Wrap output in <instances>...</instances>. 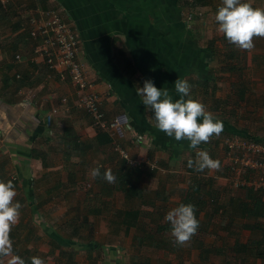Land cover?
Returning <instances> with one entry per match:
<instances>
[{"label":"crops","instance_id":"obj_1","mask_svg":"<svg viewBox=\"0 0 264 264\" xmlns=\"http://www.w3.org/2000/svg\"><path fill=\"white\" fill-rule=\"evenodd\" d=\"M160 1L0 0V179L12 181L17 192L15 200L22 204L19 223L10 235L13 255L17 256L16 250L22 249L18 255L26 264H31L32 257L43 258L46 264H150L148 257L141 254L142 257L130 258L124 255L130 248L138 253L144 247H152L143 241L136 242L134 237L139 229L124 230L119 218L115 230L104 225L98 231L90 227L91 223L85 224L91 213L88 211L73 227L71 221L55 222L60 215L54 210L55 202L82 199L77 194L79 188L83 189L89 180L92 187L98 185L91 176L92 169H100L97 162L102 161L106 171L115 170L123 161L122 150L134 159H149L159 167L158 171L168 173L167 178L183 168L184 174L189 175V184L192 177L189 170L198 178H222L218 170L198 172L195 165L188 167L189 160L197 159V151L206 150L213 159H218L223 172L220 148L223 136L236 135L233 132L247 137L264 136V133L247 134L224 120L227 112L221 105L223 90L238 92L239 85L244 84L236 71L238 64L241 71L248 73L245 90L264 87V38H256L255 48L260 52L247 55L246 64L241 65L239 60L234 62L239 55L237 50L222 52L210 45L197 47L196 40L203 36L205 21L194 22V31L186 25L184 17L189 15L186 9L197 7L206 13L213 10L212 6L204 5L209 0H200L203 3L200 5H193V0H170L172 4L165 0L166 5ZM177 9L179 18L175 17ZM50 10L59 13L78 37V60L93 90L102 97L103 113L115 125L112 137L95 126L88 115L76 110L77 96L68 76L62 79L57 71L48 70L35 53L37 45L29 39L27 18L35 12ZM224 39L223 35L221 41ZM227 66L233 70H224ZM222 75L225 77L220 78ZM179 78L188 80L191 95L201 99L207 111L224 124L218 137L214 135L198 149L190 148L187 140L176 141L159 131L154 119H149L154 113L136 93L145 80H152L158 89H167L174 100L179 99L174 89ZM63 98L65 103L61 102ZM52 108L58 112L47 126ZM102 134L108 135L111 145ZM102 194L103 198L111 195ZM68 216L64 213L66 219ZM122 230L136 231L128 249L109 244L111 232ZM209 255H202V262ZM11 259L0 257L5 264H10Z\"/></svg>","mask_w":264,"mask_h":264},{"label":"rangeland","instance_id":"obj_2","mask_svg":"<svg viewBox=\"0 0 264 264\" xmlns=\"http://www.w3.org/2000/svg\"><path fill=\"white\" fill-rule=\"evenodd\" d=\"M221 3L222 0H209L204 5L212 6L213 10H207L206 13L203 12L204 10L201 11L197 7L190 9L187 8L186 11L189 12L191 18L193 16L195 17H193L191 22V19L187 21L185 16L184 19L187 23L186 25H188L190 31H194V27L192 26L194 22L200 24L201 21H205L203 36L201 40H196L197 47L206 48L207 45H210L215 47L216 50L220 49L222 52L229 50L233 52V50H237L239 55H236L234 62L239 60L240 64L244 65L246 64L247 55L260 51L256 50L255 47L250 50V52L247 50H241L235 45L230 44L226 39L221 41L223 34L221 35V33H219L221 37L218 35V24L215 21V14ZM253 4L254 7H264V0H253ZM201 14L202 16L198 17ZM183 30H185V28H183ZM254 41H256V38H254ZM217 62L219 61L216 59V63ZM215 68L214 63L213 65L211 64V69L214 70ZM238 68L239 69L236 70L238 72V77L240 78V81H243L245 84L248 79L247 70H244V68L242 69L244 71H241V66L239 64ZM215 71L218 73L217 69ZM224 77L225 75L220 76V78ZM244 84L239 85L240 89H238V92L237 89L235 91H229V89L223 90L224 100L221 105H223L222 110L224 111L225 109L227 112L224 120H228L231 124H236L238 126L236 128L245 131L247 134L252 133L254 135H261L264 133V90H262L264 87L262 86L256 90L250 88L249 90H245ZM114 152L115 151H113V153ZM124 153L129 156V158H133V156L127 152ZM118 158L119 157H116L117 162L120 161V158ZM138 159L142 161V159L146 158ZM146 160L149 163V159ZM97 163L100 169H106L105 164L102 161L99 160ZM150 169L152 168L150 167ZM111 170L113 173L114 168ZM218 171L222 178L212 179L213 190L216 192L217 204L219 203V205L224 206V208L221 210L219 209L220 211L218 210V212L212 215L211 212L214 213V203L209 201L205 211L201 212L199 215L200 231L193 236L189 243L183 246L178 245L174 242L171 232H162V234L157 235L160 241H164L166 244L163 249L156 250L152 247H144L136 253L135 250L130 248L124 255L130 258L134 255L142 257L140 256L141 254L148 257L150 264H224V262L225 264H264L263 259L255 257L251 252V248H248L246 251H238L234 248L237 243L242 245L247 244L249 239H261V233L264 234V218L256 220L242 217L238 214L241 212L240 210H235L234 206L229 205V198H236L238 202L244 201V191L232 189L227 180L224 179V172L220 169ZM155 172L156 180L147 178L145 176L146 172H144L142 179L139 180L138 186L144 188L147 193L142 200L137 199L134 203L124 200L120 192H113L110 196L103 198L102 195L104 194L102 193L106 192H104L99 186H96V188L92 187L91 181L89 180L84 184L83 189L79 188L77 194L79 197H82V199H78V202H55L56 207H54V210H57L60 215L53 221L59 222L61 220H66L68 223L71 221L73 227L74 225H78V222H81L80 216L85 215L86 211H88L87 213H91L88 214L85 224L91 223L90 227H95L98 231L105 225L108 229L110 228L113 231L117 228L119 214H121V212L141 208L144 212L151 215H147L148 217L145 219V223H147L148 228L155 231V226L157 224L164 225L165 223H169L165 220V216L170 210L179 205L181 201V193L186 190L188 186L187 177L189 176L184 174L185 171L183 168H179L176 170V173L170 175L172 176V180L170 181L171 186L164 185L165 191L167 190L166 192L170 193V196H168L169 202L166 203V201L162 199H155L154 192L159 188L158 182L165 180L164 178H167L169 175L163 170ZM105 182L112 187L111 183L107 180ZM84 195H87L85 199H83ZM261 198L264 200V195L261 194ZM95 210H98L99 212L96 213ZM64 213H66V215L69 214L67 219L64 217ZM243 226H259L260 230L259 228H252L251 230L253 231H251L243 229ZM26 229H23V231H26ZM33 229L37 230L35 228ZM38 232L41 233V230H37V233ZM135 232L136 231L134 230L128 231L127 233L123 232V230L121 233L111 232V241H109V244L112 246L120 245L125 248L127 247L128 249L130 239L133 235L135 236ZM95 233L99 234L100 232H92L91 234L94 235ZM136 234L141 235L142 232L139 231ZM89 236L90 235L86 236V240L89 239ZM200 246L201 249L208 251L207 254H210L209 256H211L210 258H205L204 262H202L200 258L202 255H206V253L200 254Z\"/></svg>","mask_w":264,"mask_h":264},{"label":"clouds","instance_id":"obj_3","mask_svg":"<svg viewBox=\"0 0 264 264\" xmlns=\"http://www.w3.org/2000/svg\"><path fill=\"white\" fill-rule=\"evenodd\" d=\"M217 31L226 40L241 50H252L254 38H264V7H254L253 0H222L215 14ZM179 99L173 98L167 89L160 90L154 81L145 80L136 93L142 98L143 105L154 113V126L176 141L187 140L189 147L198 149L202 143H208L212 137L219 136L224 130L223 121L206 109L201 99L191 95V85L186 79H178L174 86ZM202 121V122H201ZM134 132V129H130ZM197 159L189 160L188 167L195 170H219L221 162L213 159L206 150L197 151ZM149 164H152L149 161ZM152 167V166H151ZM93 178L100 176V169L91 170ZM109 183L116 177L112 170L104 173ZM17 192L12 181L0 179V257H12L10 264H26L24 259L13 255L11 231L19 223L22 204L15 200ZM195 205L181 203L170 210L165 220L171 225V236L178 245H185L197 234L200 222L196 216ZM31 264H46L40 257H32Z\"/></svg>","mask_w":264,"mask_h":264},{"label":"built area","instance_id":"obj_4","mask_svg":"<svg viewBox=\"0 0 264 264\" xmlns=\"http://www.w3.org/2000/svg\"><path fill=\"white\" fill-rule=\"evenodd\" d=\"M186 18L189 21L191 16ZM26 24L30 29L29 39L37 45L35 53L43 59L48 70L57 71L62 79L68 76L69 84L77 96L76 110L88 115L95 126L112 137L115 125L110 124L103 113L102 97L93 90L78 60L79 42L72 28L59 13L52 10L33 13L27 18ZM61 102L65 103L66 99H61ZM57 112V108L49 111L47 126L52 123ZM220 148L224 161V179L231 188L264 195V136L226 135L220 140ZM120 156L133 168L148 163L146 159L131 160L123 151H120ZM0 264L5 263L0 260Z\"/></svg>","mask_w":264,"mask_h":264},{"label":"trees","instance_id":"obj_5","mask_svg":"<svg viewBox=\"0 0 264 264\" xmlns=\"http://www.w3.org/2000/svg\"><path fill=\"white\" fill-rule=\"evenodd\" d=\"M166 2H168V4H172V1L170 2V0H167ZM192 3L193 5H195L196 3L197 5L203 4L202 1L200 0H193ZM160 4L166 5L165 0H161ZM169 12L171 11L169 10ZM174 12H175V17L179 18L180 10L177 9ZM187 49L189 48L184 47V50H187ZM177 51L178 49H176V52ZM223 69L231 72L233 70V67L227 66ZM233 133L241 137L246 136L245 134L239 133V132H233ZM102 136L105 138L107 143H110L111 145V140L108 137V135L102 134ZM130 159L136 161V159L134 158H130ZM162 164L163 165L161 166L165 165L164 162H162ZM151 166H153L154 169ZM150 167L152 169H150ZM158 169L159 167H157V165H153V163L152 164L144 163L140 167L133 168L128 164V162L123 160L120 164V167L113 171V175L116 177V179L114 182L111 183L112 187H110L105 182L106 179H104V173L106 172V169H100V176L96 177V183L98 184L97 186H99L104 192L109 193V194H113V192H120L124 196V199L127 202L134 203L137 199L142 200L145 194L147 193V191L144 190V188H141L138 186L139 180L142 179L144 172H146L145 176L147 178L156 180L155 171H158ZM189 173H190V176L192 177L190 179V182L186 190H184L181 193V201L179 204L191 203L195 205L197 209L196 216L200 222L199 215L201 212L205 211L209 201L214 203V207H213L214 213L211 212L212 215L218 212L219 209L220 210L223 209L224 206L219 205V203L217 204L216 192L213 190V180L212 179L198 178L197 176H195L194 174L195 172L193 171L190 172V170H189ZM171 178L172 176L168 177L167 179L163 181L158 182L159 188L158 190H156V192H154L155 199H162L166 201V203L169 202L168 196H170V193H167L166 192L167 190L165 191L164 185L171 186L170 184ZM243 197L245 199L244 201H241V202H238L236 198H229L230 199L229 205L234 206L235 210L237 209L240 210L241 212H239L238 214L242 217L252 218L256 220H258L259 218H264V200L263 198H261V194L257 192H253L251 190H245ZM147 215L149 216L150 214L147 212H144L141 208L130 209V210L124 211L123 213L121 212L119 216V218H121L120 219L121 226L124 228V230H127L130 227H132L135 229H139V231L142 232L141 235L138 234L136 237H134L136 242L139 241L138 243H141L143 241V242L149 243L150 246H152L153 248L157 250L163 249L166 244L165 242L160 241L157 234L160 235L162 234V232L163 233L171 232V225L170 223H165L164 225L157 224L155 226L156 227L155 231L154 230L152 231L151 228H148L147 223H145V219H147L148 217ZM242 228L248 229V230H251L252 228L253 229L259 228L260 230L259 226H252V227L243 226ZM198 231H200V227ZM97 245L98 247L100 246V244H97ZM234 248L237 249L238 251L239 250L246 251L248 248H251V252L255 255V257H258L264 260V234L261 233V239H249L247 244L239 245L237 243ZM199 249H200V254L208 253V251H205V249H201V246L199 247ZM21 251L22 249L20 248L19 250H16L17 256H19L18 253H20Z\"/></svg>","mask_w":264,"mask_h":264}]
</instances>
